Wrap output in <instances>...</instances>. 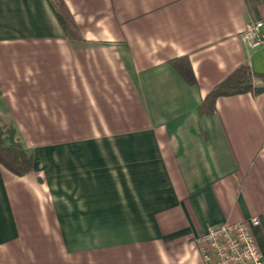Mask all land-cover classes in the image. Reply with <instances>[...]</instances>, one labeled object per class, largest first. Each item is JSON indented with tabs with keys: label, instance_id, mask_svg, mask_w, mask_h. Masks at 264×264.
<instances>
[{
	"label": "crops",
	"instance_id": "crops-1",
	"mask_svg": "<svg viewBox=\"0 0 264 264\" xmlns=\"http://www.w3.org/2000/svg\"><path fill=\"white\" fill-rule=\"evenodd\" d=\"M63 2L69 32L49 0H0V120L35 156L0 164V264H205L208 226L252 218L264 256V93L198 112L264 75L243 37L264 0Z\"/></svg>",
	"mask_w": 264,
	"mask_h": 264
},
{
	"label": "trees",
	"instance_id": "trees-1",
	"mask_svg": "<svg viewBox=\"0 0 264 264\" xmlns=\"http://www.w3.org/2000/svg\"><path fill=\"white\" fill-rule=\"evenodd\" d=\"M60 23L66 31L76 29L75 22L63 0H49ZM177 72L189 83L195 84V77L187 58L172 62ZM256 79L264 81V75L252 72L248 67H240L219 84L198 108L201 117L212 116L216 112V101L220 97L243 94L258 96L264 93V86H256ZM34 154H27L16 137V131L0 120V164L16 176H25L34 169Z\"/></svg>",
	"mask_w": 264,
	"mask_h": 264
},
{
	"label": "built area",
	"instance_id": "built-area-1",
	"mask_svg": "<svg viewBox=\"0 0 264 264\" xmlns=\"http://www.w3.org/2000/svg\"><path fill=\"white\" fill-rule=\"evenodd\" d=\"M251 48L264 45V23L247 25L243 35ZM259 218L233 224L211 225L197 239L205 264H264V256L257 243L254 229Z\"/></svg>",
	"mask_w": 264,
	"mask_h": 264
}]
</instances>
